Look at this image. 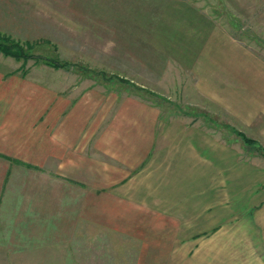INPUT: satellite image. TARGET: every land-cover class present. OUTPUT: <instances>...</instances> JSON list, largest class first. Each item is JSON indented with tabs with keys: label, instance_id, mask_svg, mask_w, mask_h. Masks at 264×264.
<instances>
[{
	"label": "rangeland",
	"instance_id": "rangeland-1",
	"mask_svg": "<svg viewBox=\"0 0 264 264\" xmlns=\"http://www.w3.org/2000/svg\"><path fill=\"white\" fill-rule=\"evenodd\" d=\"M0 43L20 53L0 52V71L85 87L98 113L107 107L112 155H126L95 189L80 183L68 260L161 264L224 239L264 246L260 120L199 94L206 46L264 61V0H0ZM135 129L151 136L138 157L119 146L136 145Z\"/></svg>",
	"mask_w": 264,
	"mask_h": 264
},
{
	"label": "crops",
	"instance_id": "crops-1",
	"mask_svg": "<svg viewBox=\"0 0 264 264\" xmlns=\"http://www.w3.org/2000/svg\"><path fill=\"white\" fill-rule=\"evenodd\" d=\"M228 46H217L215 54L210 46L201 51L199 94L243 124L259 119L264 136V61L237 45ZM42 77L0 71V264H128L68 260L80 183L94 185L95 174L110 172L113 160L128 164L124 152L112 155L113 143L119 140L112 133L107 107L98 113L99 102L85 87L63 78L48 85ZM135 130L129 140L136 145L119 146L138 157L151 136L144 139ZM222 241L191 261L161 264H264V246L241 252L232 239Z\"/></svg>",
	"mask_w": 264,
	"mask_h": 264
},
{
	"label": "trees",
	"instance_id": "trees-1",
	"mask_svg": "<svg viewBox=\"0 0 264 264\" xmlns=\"http://www.w3.org/2000/svg\"><path fill=\"white\" fill-rule=\"evenodd\" d=\"M0 52H3L4 54H7V55L14 56L15 58H19L20 57V55H19L20 53H18L16 51H12L9 47H7V46H5L4 44H1V43H0ZM241 136L243 137L244 141H246V142H251V143L254 142L252 139H249V138L245 137L243 134H241Z\"/></svg>",
	"mask_w": 264,
	"mask_h": 264
}]
</instances>
